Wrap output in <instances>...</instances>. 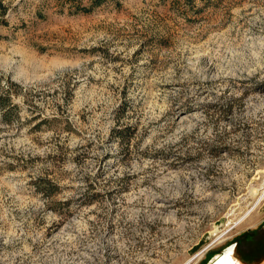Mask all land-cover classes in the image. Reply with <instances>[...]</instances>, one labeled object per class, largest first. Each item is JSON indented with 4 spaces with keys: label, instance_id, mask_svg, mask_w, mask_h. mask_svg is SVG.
<instances>
[{
    "label": "rangeland",
    "instance_id": "1",
    "mask_svg": "<svg viewBox=\"0 0 264 264\" xmlns=\"http://www.w3.org/2000/svg\"><path fill=\"white\" fill-rule=\"evenodd\" d=\"M0 95V264H264V0H0Z\"/></svg>",
    "mask_w": 264,
    "mask_h": 264
},
{
    "label": "trees",
    "instance_id": "2",
    "mask_svg": "<svg viewBox=\"0 0 264 264\" xmlns=\"http://www.w3.org/2000/svg\"><path fill=\"white\" fill-rule=\"evenodd\" d=\"M92 7H88L86 10L90 11ZM0 108L3 110V116L6 117L9 114L13 113L18 107L17 105L11 100L9 95H0ZM127 129L125 130H117L118 136H120L122 139L126 140L129 138V135L126 133ZM38 190H41L43 194L45 195L46 199L48 200V207L52 211L56 212H64L66 208H68V205L70 202L68 201H60V200H54V196L57 193V185L52 184L50 180H39L36 182ZM92 188V185H90L89 189ZM90 193L87 192V194ZM86 194V195H87ZM249 235V234H248ZM247 237V235H244ZM240 238H237L234 242L236 243L237 247L240 244ZM212 256V255H210ZM211 258V257H210Z\"/></svg>",
    "mask_w": 264,
    "mask_h": 264
},
{
    "label": "bare ground",
    "instance_id": "3",
    "mask_svg": "<svg viewBox=\"0 0 264 264\" xmlns=\"http://www.w3.org/2000/svg\"><path fill=\"white\" fill-rule=\"evenodd\" d=\"M233 250L234 248H229L226 252L216 255L210 264H240L233 259Z\"/></svg>",
    "mask_w": 264,
    "mask_h": 264
},
{
    "label": "water",
    "instance_id": "4",
    "mask_svg": "<svg viewBox=\"0 0 264 264\" xmlns=\"http://www.w3.org/2000/svg\"><path fill=\"white\" fill-rule=\"evenodd\" d=\"M235 248V247H234ZM221 254V253H220ZM216 255H218V254H215L212 258L214 259V257L216 256ZM212 259V260H213ZM212 260L208 263V264H210L211 262H212Z\"/></svg>",
    "mask_w": 264,
    "mask_h": 264
}]
</instances>
